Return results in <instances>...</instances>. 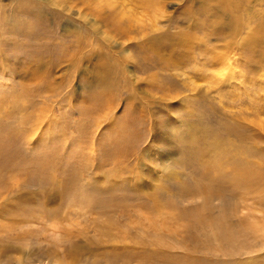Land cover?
Masks as SVG:
<instances>
[{
  "label": "rangeland",
  "instance_id": "1",
  "mask_svg": "<svg viewBox=\"0 0 264 264\" xmlns=\"http://www.w3.org/2000/svg\"><path fill=\"white\" fill-rule=\"evenodd\" d=\"M223 1L0 0V264H264V0Z\"/></svg>",
  "mask_w": 264,
  "mask_h": 264
},
{
  "label": "bare ground",
  "instance_id": "2",
  "mask_svg": "<svg viewBox=\"0 0 264 264\" xmlns=\"http://www.w3.org/2000/svg\"><path fill=\"white\" fill-rule=\"evenodd\" d=\"M221 1H223V0H221ZM223 2H224V1H223ZM227 2H228V0H227ZM228 3H229V2H228ZM230 3H231V2H230ZM230 3H229V5H230ZM224 4H225V3H224ZM222 5H223V4H222ZM223 8H224V7H223ZM33 9H34V8H33ZM35 15H36V13H35ZM36 16H37V15H36ZM13 30H14V29H13ZM183 35L185 36V34H183ZM183 35H180V37L183 36ZM179 40H180V39H179ZM179 40H178V42H179ZM180 43H181V42H180ZM152 45H153V44H152ZM168 45H169V43H168ZM179 45H180V44H179ZM150 46H151V45H150ZM181 46H182V45H181ZM148 47H149V46H148ZM172 47H173V46H172ZM156 48H158V47H155V49H156ZM173 48H174V47H173ZM155 49H154V50H155ZM174 49H175V48H174ZM78 56H79V55H78ZM28 57H29V56H28ZM79 59H80V58H79ZM81 60H82V59H81ZM117 65H118V64H117ZM230 69H231V68H230ZM112 86H113V85H112ZM89 113H90V112H89ZM91 114H92V113H91ZM91 114H90V115H91ZM37 123H38V122H37ZM36 125H37V124H36ZM77 126H78V125H77ZM138 126H139V125H138ZM79 130H80V129H79ZM133 142H134V141H133ZM135 143H136V142H135ZM215 143H217V142L215 141ZM218 144H219V143H218ZM218 144H217V145H218ZM211 145H212V144H211ZM135 147H136V146H135ZM213 147H216V144H215V146H213ZM133 153H134V152H133ZM141 153H142V152H141ZM126 155H127V154H126ZM77 156H79V155H77ZM168 158H169V157H168ZM123 159H124V158H123ZM165 159H167V158H165ZM168 160H169V159H168ZM170 160H171V159H170ZM122 162H123V161H122ZM165 166H166V165H165ZM238 166H239V165H238ZM245 166H246V165H245ZM118 167H119V166H118ZM163 169H164V168H163ZM236 169H237V168H236ZM240 169H241V168H240ZM246 170H247V168H246ZM256 170H257V169H256ZM242 171H243V170H242ZM248 171L250 172V170H248ZM234 172H238V171H235V170H234ZM239 172H241V171H239ZM245 173H247V171H246ZM250 173H251V172H250ZM250 173H249V174H250ZM240 174H241V173H240ZM256 174H258V173H256ZM235 175H237V174H235ZM258 175H259V174H258ZM260 175H261V174H260ZM242 176H244V175H242ZM261 176H262V175H261ZM238 177H239V176H238ZM240 177H241V176H240ZM251 177H252V176H251ZM119 178H120V177H119ZM252 178H253V177H252ZM243 179H244V178H243ZM245 179H246V178H245ZM247 179H248V178H247ZM258 179H259V178H258ZM263 179H264V178H263ZM263 179H262L261 181H263ZM240 180H241V178H240ZM240 180L238 179V180H235V181L238 182V181H240ZM249 180H250V178H249ZM251 180H253V179H251ZM117 181H118V180H117ZM232 181H233V179H232ZM243 181H245V180H243ZM261 181H260V183H261ZM241 182H242V181H241ZM245 182H246V181H245ZM245 182H244V183H245ZM255 182H256V181H255ZM103 183H104V182H103ZM251 183H252V182H251ZM262 183H263V182H262ZM242 184H243V183H242ZM242 184H241V185H242ZM247 184H249V182H248ZM256 184H257V183H256ZM258 184H259V183H258ZM239 185H240V184H239ZM244 185H245V184H244ZM244 185H243V186H244ZM254 185H255V183H254ZM254 185H253V186H254ZM245 186H246V185H245ZM250 186H251V185L249 184V186H247V187H250ZM97 187H98V186H97ZM247 187H245V188H247ZM104 199H105V198H104ZM184 199H185V198H184ZM166 205H167V204H166ZM143 208H144V207H143ZM246 209H247V208H246ZM152 210H153V209H152ZM163 210H164V209H163ZM176 211H177V210H176ZM252 213H253V212H252ZM256 218H257V217H256Z\"/></svg>",
  "mask_w": 264,
  "mask_h": 264
}]
</instances>
